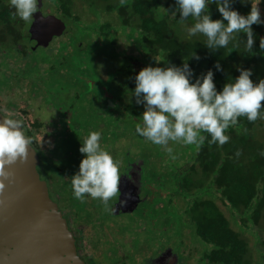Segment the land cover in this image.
Returning a JSON list of instances; mask_svg holds the SVG:
<instances>
[{
    "label": "trees",
    "instance_id": "obj_1",
    "mask_svg": "<svg viewBox=\"0 0 264 264\" xmlns=\"http://www.w3.org/2000/svg\"><path fill=\"white\" fill-rule=\"evenodd\" d=\"M54 1L60 6L58 8L62 9L65 17L74 20L77 31L80 33V36L77 34L79 36L77 41L86 37L92 30L98 33L99 38L90 45L77 48L76 54L70 53L78 56L77 64L79 66L68 54L64 57L65 63H50L48 75L49 73L55 75L57 84L58 82L64 84L63 80L74 81L75 79L76 83L70 87L76 90V99L80 101V105L86 106L89 103L94 117L108 116L107 119L112 125L117 126L123 123L127 126L128 123L142 120L144 107L136 104V98H131L130 95L135 88V75L149 65L153 67L171 65L182 67L184 62H188L194 73L191 78L193 82L196 77L212 70L218 91L222 90L229 77L235 79L239 75L237 66L251 69L253 72L251 79L254 83H259L261 79H264V51L259 47L260 38L264 37V24L252 25L255 34L254 54L245 52L243 45L239 43V40L246 41L247 39L243 33L240 34L239 39L230 42L226 48L213 52L205 46L206 37L202 34L189 36L188 28L195 23L192 18L180 23L178 21L179 13L176 15V20L169 16L171 11L175 10V0H84L95 9V14L106 12L109 15H115V21L121 23V26H115L111 21H106L105 24L97 27L96 24L93 26L91 23L82 27L77 25L81 20L79 17H72V0ZM251 3H259V0H245L244 3L234 0L231 7L242 15H247L251 10ZM258 6L264 10V0H261ZM10 8V5L4 0H0V18L7 24V33L17 36L20 31L16 24L19 21L15 17V11L12 12ZM165 9L169 10V15ZM209 10L213 20L222 19L215 4L209 5ZM116 17L119 18V21ZM261 19L264 20L263 15H261ZM117 35H125L137 47L139 55L133 57L132 60H140V68L136 69L126 63L121 69L123 73L121 80L117 79L115 75H112L109 81H104L100 77L101 80L91 77L101 87L114 92L113 101H119L116 103H121V108L124 106L123 103L128 101L126 107L122 108V112L129 115L128 118H124V122L120 116L111 115L113 110L103 97V91L91 90L90 84L86 86L85 91L80 87V85L86 84L81 76H90L89 74L95 71L93 64L90 65L87 61L90 58L89 49L93 48L96 53L106 50L112 54L115 53L116 56L118 53L114 48L117 46ZM24 51L23 57L29 60L30 54ZM193 53L199 59L191 57ZM34 59L31 60L33 63L31 71L41 69L40 56ZM89 60L94 61L95 59L90 58ZM132 60L130 61L132 62ZM217 63L221 65L222 71L216 70ZM65 69L69 72L68 77L63 75ZM117 95L120 96L116 98ZM22 112L28 115L26 108ZM75 121L79 125L73 120L76 125V127L72 126L73 131L78 129L81 131L83 126L77 119ZM42 122L37 120L32 126L34 129H39L44 126ZM25 129L27 135L33 139L32 145L39 154L41 164L38 170L41 172L46 167L47 158L35 140L36 130L27 129L26 126ZM118 133L114 134L118 135ZM225 134L230 136V140L223 146L209 144L210 136H207L204 144L200 147L191 145L192 158H190V164L187 167L172 164L170 176L173 177L174 185H172V189H162L166 183L161 180L159 186L154 189L152 186V209L156 204L163 203L161 209L166 210L167 214H170L168 212L170 209L175 214L174 221L177 224H188L195 231V234L205 243L203 254L200 256L202 264H264V155H262L264 153V119L249 122L246 117H240L238 123L229 127ZM237 152L240 154L237 155ZM139 159L143 161L145 167L147 158H144V154H141ZM132 161L135 160H127V162ZM126 163L122 166L124 167ZM47 169L50 173L45 177L46 179L43 176L42 179L49 185L53 170L50 166H47ZM62 178H64L63 175ZM54 179L53 184L55 185ZM162 192H165L166 195H161ZM57 195L59 196V191L54 192V197ZM176 201L185 203L183 214L173 212ZM56 202L59 204L60 201L56 200ZM220 204L230 210L231 216H227ZM59 206L60 209L63 208L62 205ZM183 216L187 220H183ZM160 218L165 220V223L172 224L167 217H165L166 219ZM73 227L74 232H80L76 223L73 224ZM247 229L256 230L259 238L258 243L263 249L260 259L255 262H253L252 250L249 248L244 234Z\"/></svg>",
    "mask_w": 264,
    "mask_h": 264
},
{
    "label": "rangeland",
    "instance_id": "obj_2",
    "mask_svg": "<svg viewBox=\"0 0 264 264\" xmlns=\"http://www.w3.org/2000/svg\"><path fill=\"white\" fill-rule=\"evenodd\" d=\"M72 2L73 16L79 17L85 25L111 21L113 25L121 26L120 22L115 21V15H109L106 12L95 14L93 12L95 9L84 0H72ZM47 6L46 4L45 8ZM259 9L264 17V10L261 7ZM56 10L57 13L63 14L62 9ZM60 18H64V16H60ZM116 19L119 21V18L116 17ZM66 21L70 28L75 25L72 18L66 19ZM77 25L79 24L77 23ZM75 29L76 27H73V31ZM92 37L93 41H97L99 38L95 32H92ZM64 39L65 41L69 40L68 37ZM116 42L119 51L125 53V55H139L137 47L125 35H117ZM4 47L3 50L7 52V49L9 50L11 46L6 45ZM51 48H55V52L50 50L48 54L43 56L41 61L44 68H47L48 65L45 63L49 59L63 57V50H60L59 55H53L58 53L59 48H62L61 44ZM89 50L90 58L95 59L96 52L93 48ZM12 52L17 51L12 50ZM41 52L44 54L43 48L38 49L35 54L30 53V56H28L30 59L27 63L16 61L14 59L16 55H13L11 60L0 57V109L4 112L7 111L6 113L13 116L14 119L22 120L27 129L32 128L35 121H43L44 126L37 129L34 134L35 140H37L43 149L44 156L47 158L46 167L40 172L41 177L45 178L49 175L50 171L47 166H50L53 170L51 183H49L51 197L55 201H60L59 205H62V209L65 210L68 217L71 215L74 223L77 224V229L80 228V234L77 232H74V234L77 237L79 235L82 248L81 255L88 257L87 263L202 264L200 263V256L203 254L205 243L188 224H177L174 221L175 214L170 209L168 212L171 216L166 213V210L161 209L163 203L156 204L153 209H147L142 214H140V211L145 206L146 201L140 206L138 205L139 209L137 207L134 212L124 215H117L115 212L112 214L111 208L117 198H113L107 207L99 199H93L90 196H86L84 201L77 200L73 196L70 180L79 170L78 166L83 158V155L79 152L80 140L83 141L84 137L91 131L101 134V146L110 152L120 166L125 164L127 160L138 159L137 164H140V168H144L145 173L154 180L153 183L152 180L148 183L151 190L152 186L153 189L159 186L161 180L166 183V186L162 189H172V185H174L173 177L170 176L173 168L172 164L187 167L190 164V158H192L191 145L185 146L181 143L170 142L169 147L173 148V154L176 156V159H172L161 146L154 145L136 134V126H143L141 119L128 123L127 126L123 123L115 126L109 122L108 116L104 118L94 117L93 110L88 105L89 103L86 106L80 105V101L76 99V90L70 87L76 83L75 79L74 81L63 80L64 84L61 82L57 84L56 76L51 73L48 75V71L45 72L46 78L44 71H40L39 68L31 71L33 66L31 60L39 57ZM98 53H102V51ZM5 54L3 56H6ZM89 59L87 61L90 65L93 64L95 69L89 75L96 79H100L97 75L100 73L101 77L106 80L107 73L114 71V67L106 64L105 59L100 58L96 61H90ZM77 62H79L78 59ZM140 65L141 63H135L137 68ZM87 85H80V87L85 91ZM127 102L123 103L125 107ZM84 103L86 104V102ZM25 108L28 115L22 112ZM111 109H114V107H111ZM118 114L123 118V122L125 117H129L126 113L121 112H115L114 116ZM75 119L83 126L81 131H79L80 129L73 131L72 126L76 127ZM114 133H118V135ZM141 154H144V158H147L145 167L142 160L139 159ZM136 171L139 174V167H136ZM140 173L142 174L141 171ZM62 175L64 178H62ZM53 178H55V185L53 184ZM139 182L134 186L138 190L136 196L138 195L141 198L142 192L139 191L141 190ZM55 191L56 193L59 191V196L60 194L61 196L54 197ZM161 195L165 196L166 193L162 192ZM150 198L152 199V193ZM176 202L173 212L183 214L185 203L183 201ZM221 208L227 216H231V212L227 207L221 205ZM160 217L164 219L167 217L172 224L165 223V220ZM182 219L187 220L184 216ZM244 234L249 248L252 250L253 262H255V260L260 259L261 251H263L262 246L258 243L257 232L253 229H247ZM89 258L91 259L89 260Z\"/></svg>",
    "mask_w": 264,
    "mask_h": 264
},
{
    "label": "clouds",
    "instance_id": "obj_3",
    "mask_svg": "<svg viewBox=\"0 0 264 264\" xmlns=\"http://www.w3.org/2000/svg\"><path fill=\"white\" fill-rule=\"evenodd\" d=\"M233 2L175 0V10L170 15L169 10L165 11L175 20L179 13L180 23L192 18L195 23L188 28L189 36L202 34L206 37L205 46L213 52L226 48L243 33L247 39L239 40V43L245 52L254 54L252 25L264 24L258 7L261 0L251 3L247 15L232 9ZM9 3L15 9V16L28 23L39 11V0H9ZM212 4L216 5L222 19H212L209 10ZM259 47L264 51V37L260 38ZM191 57L199 59L195 53ZM215 67L217 71L223 70L219 63ZM237 70L239 75L235 79L229 77L222 90L218 91L212 70L196 77L193 82L194 73L188 62H184L182 67L149 65L142 68L135 75V88L130 95L136 98V104L144 107L143 126H136V134L161 146L172 159L176 156L173 148L169 147L170 142L200 147L210 136L209 144L225 145L230 140V136L225 134L227 129L236 125L240 117H246L249 122L264 119V79L254 83L251 69L237 66ZM100 141L101 134L96 131L89 132L83 141L80 140L79 152L83 158L78 172L70 180L75 199L84 201L86 196H90L107 207L113 198L119 200L121 172L119 162L101 146ZM33 143L24 131L22 120L3 118L0 122V178H3L0 179V191L5 187L4 180L12 175L7 168L18 160L25 161Z\"/></svg>",
    "mask_w": 264,
    "mask_h": 264
},
{
    "label": "water",
    "instance_id": "obj_4",
    "mask_svg": "<svg viewBox=\"0 0 264 264\" xmlns=\"http://www.w3.org/2000/svg\"><path fill=\"white\" fill-rule=\"evenodd\" d=\"M38 15L32 33L39 29L55 36L65 31L64 22L57 17ZM3 118L7 117L0 113V122ZM40 164L31 146L25 161L18 160L7 168L12 175L0 191V264H86L68 220L39 173ZM119 189L123 197L122 186ZM139 199L137 195L134 209Z\"/></svg>",
    "mask_w": 264,
    "mask_h": 264
},
{
    "label": "flooded vegetation",
    "instance_id": "obj_5",
    "mask_svg": "<svg viewBox=\"0 0 264 264\" xmlns=\"http://www.w3.org/2000/svg\"><path fill=\"white\" fill-rule=\"evenodd\" d=\"M4 1L8 5H10L9 0H4ZM46 4L48 6L45 8ZM38 6H39V11L34 14V17H33L32 21L30 23L25 22V21L21 20L19 17L15 16L16 19H18V21H19L16 24V26L19 28V31H20L19 35H17V36H13L9 32L7 33V28H6L7 24H6V22H4L0 18V41H1L0 42V57L1 58L6 57L5 59L11 60L12 56L16 55L14 57V59L16 61H24L25 63H27V61H28L27 58L23 57L24 55L22 54L24 50H25L24 52H26L27 54H30V53L35 54V53L38 52V49L43 48L44 54L41 52V55H40V59L42 61L43 60V56L45 54H48V52L50 50H53L55 52V48H51V47H55V46H58V45L61 44L62 48H59L58 51H57L58 53L57 54H53V55L54 56L59 55L60 54V50H63V52H62L63 53V57L59 56V59H54V58L49 59L47 61V63H45V64L48 65L47 68L43 67V65H44L43 63L41 64L40 71H44V74H45L46 71L50 70V65H51L50 63H52V64H54V63H59V64L65 63L66 59L64 57H66V55H68V54L71 55L70 53H75L76 54L77 48H79V47L83 48L84 45H88V44L90 45V44H92V42H96V41H93V37H92V32H95V31L92 30L90 34L86 33L87 34L86 37H84V38L80 39L79 41H77L78 37L80 36L79 35L80 33L77 31V28L75 29V31H73V27H76L75 25L72 28L69 27V25L67 24V21H66V19L69 20V18L65 17L64 13L63 14H59V13L56 12L57 11L56 9L59 10L60 6H58L55 3L54 0H39V5ZM90 6H91V4H90ZM10 7H11V5H10ZM10 10L12 12H13V10L15 11V9L12 8V7L10 8ZM93 12L95 13L96 11L93 10ZM39 13L43 14L44 17L55 16L58 19L62 20L64 22L65 26H66L65 31L61 35H55V36L53 34L52 35L45 34V33H47V31L42 32L39 29H36V33H35V30L32 33L33 23L35 22V19H37V17L39 16L38 15ZM58 15L64 16V18H66V19L60 18V16H58ZM72 17L75 18L73 15H72ZM104 22L106 23V21H104ZM105 23L98 24L97 22H94V24H96V27L97 26H102ZM84 25H85L84 22L79 21V27H82ZM95 33L98 35L97 32H95ZM77 34L79 36H77ZM65 37H68L69 40L65 41V39H64ZM91 37H92V40H91ZM9 42H11V43H9ZM6 45H10L11 46L9 48V50L7 49V52H6V50L5 51L3 50V48H5L4 46H6ZM16 49H17V52H12V50H16ZM114 49L118 53L116 56L114 55L115 53L112 54V53H110L109 51H106V50H105L104 53L103 52L102 53H96V56H95V61L99 60L100 58L101 59H105V61H106L105 63L106 64L112 65L114 67V71H109L107 73V79L106 80L101 77L100 73L98 74L99 77L102 80H104V81H109L112 75L113 76L115 75L117 77V79L120 78V80H121L122 76H123V73H122L121 69L126 63L130 64L132 67H135V63H140L139 62L140 60H137V59L136 60H132L133 57L135 58V57H138V56L125 55V53L119 51L118 46H115ZM4 54L6 56H3ZM19 56H20V58H19ZM71 56H72L71 58H73L74 61L77 64L78 63L77 62L78 56L73 55V54ZM75 58H76V60H75ZM125 58H126V60H125ZM130 60H132V62ZM135 68L139 69L140 66H139V68H137V67H135ZM117 72H118V74H117ZM63 75L65 77H68L69 76V72L65 69L63 71ZM45 78H46V74H45ZM81 78L83 79V82H85L88 85L90 84L89 87L91 86V90L95 89V90L103 91V97L108 101V106L110 108L114 107V109H112L113 113L111 111V115L114 116L115 112L123 113L121 105L116 103V102H119V101H113L114 98H115L113 91H109L107 88L101 87L99 85V83H96L95 80L91 76H85L84 75V77L81 76ZM119 96L120 95H117L116 98L119 97ZM133 97L134 96H131V98H133ZM6 112H4V110L0 109V113L3 114L5 117L13 118V116L8 115ZM119 116L120 115L118 114L117 116H114V117H119ZM30 129L37 131V129H34V127L30 128ZM24 131L27 134V130L25 129V126H24ZM36 131H35V133H36ZM38 156H39V154H38ZM137 162H138V159H135V161L127 162L124 167L122 165L120 166L121 178H120L119 187L122 186V190H124L123 191L124 196L121 197V195H120L119 200L116 199L114 201L115 203L112 205V208H111L112 209V211H111L112 214L115 212V213H117V215H122V214L124 215V214L130 213V212H134V202L133 201L136 198V194H137V190L136 191L134 190V188H135L134 185H136L137 182H139V181H140L139 184L142 185V188H141L142 196L139 199L140 200L139 206L143 202L146 201L145 206L143 208H141V211H140L141 213L140 214H142L143 212L147 211V209L152 208V207H150V205H152V199L150 198L152 190L149 188L150 186L148 185V183L151 182L152 178H150V176L147 175V173H145L144 168H140V164H137ZM136 167H139L140 171L142 173H144V176L141 177L142 174H140V171H139V174H140V176H139L138 172L136 171ZM132 183H134V184H132ZM115 205H116L117 209L115 208ZM139 206H138V209H139ZM135 209H137V208H135ZM61 211L63 212L64 217L68 220L70 229L74 232V229H73L74 220L72 219V217L69 218V217L65 216V214H66L65 210L61 209ZM75 237H76V240H77L78 251H79V253L81 255L82 248L80 246L79 235H78V237L77 236H75ZM81 256H82L83 260L85 261V263L88 264L87 263V258L88 257H86L84 255H81ZM90 259L91 258H89V260ZM99 264H104V263L99 262Z\"/></svg>",
    "mask_w": 264,
    "mask_h": 264
}]
</instances>
